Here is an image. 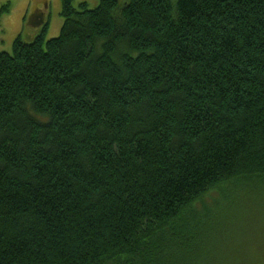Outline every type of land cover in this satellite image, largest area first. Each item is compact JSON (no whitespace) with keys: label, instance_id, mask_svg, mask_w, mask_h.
<instances>
[{"label":"trees","instance_id":"16d2710c","mask_svg":"<svg viewBox=\"0 0 264 264\" xmlns=\"http://www.w3.org/2000/svg\"><path fill=\"white\" fill-rule=\"evenodd\" d=\"M60 15L0 52V264H223L204 201L264 178V0Z\"/></svg>","mask_w":264,"mask_h":264},{"label":"rangeland","instance_id":"374dc122","mask_svg":"<svg viewBox=\"0 0 264 264\" xmlns=\"http://www.w3.org/2000/svg\"><path fill=\"white\" fill-rule=\"evenodd\" d=\"M97 1L74 0V4L85 2L93 8ZM5 2L10 3V10L0 16V52L11 53L18 36L24 41L32 40L40 31V19L46 25V39L59 35L63 23L61 0H0V6ZM36 14L41 17L38 21ZM204 203L211 209L215 226L222 224L226 231L223 264L264 261V178H246L227 184L210 192ZM225 225L229 226L227 230Z\"/></svg>","mask_w":264,"mask_h":264},{"label":"crops","instance_id":"0c3cea01","mask_svg":"<svg viewBox=\"0 0 264 264\" xmlns=\"http://www.w3.org/2000/svg\"><path fill=\"white\" fill-rule=\"evenodd\" d=\"M37 14H38V13H37ZM37 14L35 15V18H36V20L38 21L41 17H40V15H37ZM42 22H43L42 19H40V22H39V25H38L39 28H40V31H41V29L43 28V26L45 25V24L42 23ZM38 30H39V29H38ZM40 31H39V32H40ZM39 32H38V33H39ZM38 33H37V34H38Z\"/></svg>","mask_w":264,"mask_h":264}]
</instances>
